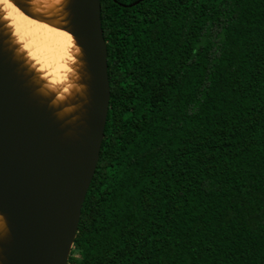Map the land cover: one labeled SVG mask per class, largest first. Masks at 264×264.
<instances>
[{
  "label": "trees",
  "instance_id": "obj_1",
  "mask_svg": "<svg viewBox=\"0 0 264 264\" xmlns=\"http://www.w3.org/2000/svg\"><path fill=\"white\" fill-rule=\"evenodd\" d=\"M110 101L68 264H264V0H100Z\"/></svg>",
  "mask_w": 264,
  "mask_h": 264
},
{
  "label": "water",
  "instance_id": "obj_2",
  "mask_svg": "<svg viewBox=\"0 0 264 264\" xmlns=\"http://www.w3.org/2000/svg\"><path fill=\"white\" fill-rule=\"evenodd\" d=\"M27 16L70 33L81 51V93L53 103L0 23V264H68L100 158L110 101L100 0H65L59 16ZM71 110L64 111L65 107Z\"/></svg>",
  "mask_w": 264,
  "mask_h": 264
},
{
  "label": "bare ground",
  "instance_id": "obj_3",
  "mask_svg": "<svg viewBox=\"0 0 264 264\" xmlns=\"http://www.w3.org/2000/svg\"><path fill=\"white\" fill-rule=\"evenodd\" d=\"M30 11L46 16H59L65 0H29ZM62 17L49 21L31 18L11 0H0V23L15 45V52L32 69L40 90L54 94L53 103L66 102L81 93V51L74 37L58 28ZM65 107L64 111L71 110ZM4 222L0 216V228Z\"/></svg>",
  "mask_w": 264,
  "mask_h": 264
}]
</instances>
